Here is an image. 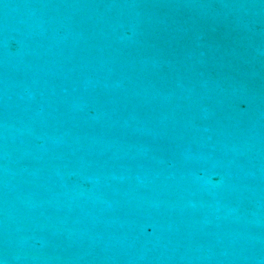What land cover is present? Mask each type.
Segmentation results:
<instances>
[{
    "label": "water",
    "instance_id": "water-1",
    "mask_svg": "<svg viewBox=\"0 0 264 264\" xmlns=\"http://www.w3.org/2000/svg\"><path fill=\"white\" fill-rule=\"evenodd\" d=\"M0 264H264V0H0Z\"/></svg>",
    "mask_w": 264,
    "mask_h": 264
}]
</instances>
